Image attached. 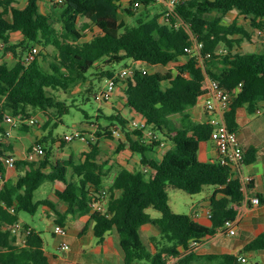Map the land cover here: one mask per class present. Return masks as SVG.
<instances>
[{
	"label": "trees",
	"instance_id": "trees-1",
	"mask_svg": "<svg viewBox=\"0 0 264 264\" xmlns=\"http://www.w3.org/2000/svg\"><path fill=\"white\" fill-rule=\"evenodd\" d=\"M15 1L0 0L3 55L12 54V62L0 60V130H4L1 124L8 113L23 120L39 111L47 118L45 125L52 123L53 128L57 127L72 107L57 92H68L93 67L101 70L96 75L113 78L116 84L121 80L125 83L124 104L142 115L146 126H132L119 111L108 117L110 124L97 129L98 137L112 136L115 124L121 126L125 140L119 142L117 151L129 145L132 151L141 154L143 168L122 167L109 185L105 184L106 163L98 158V141L87 137L90 150L82 161L53 160V146L46 144L48 137L54 136L53 128L49 135L39 137L29 152L41 143L44 155L33 160H17V166H25L26 171L16 182L5 181L0 187V264H51L43 232L29 223L20 230L16 226L23 211L35 214L41 205L55 206L49 198L35 200V192L47 180L66 183L63 189H55L59 199L67 203V210L60 213L57 221L64 225L69 214L90 213L94 233L101 241L107 232L117 230L124 264H243L240 254H202L196 250L216 235L227 219H237L240 209L235 205L240 207L244 203V193L241 178L233 167L222 164L218 158L208 161L199 158L200 143L211 139L215 125L209 113L206 120L197 121L187 110L196 105L210 77L233 92L226 113L231 129L238 128L240 108L246 107L251 113L257 111L264 101V51H239L237 46L251 42L255 33L238 19L226 23L223 15L237 10L250 18L252 26L264 30V0H181L168 18L165 7L166 11L150 19L147 15L138 18L135 25L120 16L124 0H51L62 8L60 28L54 24L52 13L39 10L38 0H26L24 6L15 5ZM157 1L160 0H130L125 10L133 15L135 5L148 7ZM93 27L97 32L87 37ZM15 32L22 33V40H12ZM193 34L204 43L203 63L188 50ZM35 44H40L46 52L48 46H53L49 68L38 57L41 54L46 60L44 51L27 60L26 53ZM129 59L142 61L151 70L144 73L143 67L134 64L135 74L121 77L115 69H105L106 65ZM173 61L177 63L175 69L169 68ZM128 66H131L129 62ZM175 114L182 116L180 125L172 121ZM30 126L21 122V128L26 131ZM147 130L154 132L151 137L146 136ZM166 140L174 146L162 158L148 155ZM66 142L64 138L62 146ZM6 148L14 149L13 145ZM5 150L0 149V172L4 179ZM256 158L257 149L251 147L244 164ZM169 185L191 194L201 192L206 185H214L210 197L212 225L199 222L192 214L173 210L167 192ZM103 192H106L107 208L95 210L93 202ZM151 207L161 215L152 216L148 211ZM149 222L159 229V234L151 235L150 244L141 233V227ZM29 228L31 231L27 233ZM261 249H264V231L245 247L247 251Z\"/></svg>",
	"mask_w": 264,
	"mask_h": 264
},
{
	"label": "crops",
	"instance_id": "crops-1",
	"mask_svg": "<svg viewBox=\"0 0 264 264\" xmlns=\"http://www.w3.org/2000/svg\"><path fill=\"white\" fill-rule=\"evenodd\" d=\"M46 2H48L49 4H54L51 0H46ZM163 3L164 2H162V4ZM14 4L18 6H24L26 4V0H17L14 2ZM42 7H43V2H42ZM44 11H45L44 13L47 12L46 10ZM1 43L2 40H0V44ZM134 64L137 65L138 67L147 68L149 71L151 70V68L145 66V64L142 61H137V62L133 61V64H131V66L135 67ZM117 87L121 91L123 90V93L120 94H121V98L123 99V102H125L126 101L124 95L125 83L122 82V84L118 85ZM109 100L113 101L117 99L111 97ZM119 111L120 110H118V112ZM187 112L190 113L191 117L197 121L206 120L209 114L212 116V114L209 112V110L206 107H204L203 104H196L195 106L189 108ZM177 118H178L177 121L179 122L178 125H180L182 122V116L178 115ZM132 119H140V118L132 117ZM238 122L239 125L236 130L238 131L239 138L245 149V155L246 152L251 147H255L257 149L256 160L251 163H245L243 165V172L245 173V175L252 176L253 181L251 182V186H250V194L252 196L258 195L260 197V203L254 204L250 201L249 203L244 202L240 207L238 205H235L236 208L238 207L240 209V214L236 219L237 232L234 235H231L226 232L219 231L216 235L210 237L205 243L199 245L196 248V250L202 254L233 253V254L246 255L249 261L248 251L245 250V247L253 238H255L264 231V101L260 102L257 111L252 113L248 112L246 107L240 108L238 112ZM110 123L111 121L106 125ZM96 124L102 126V124L100 123H96ZM116 125L117 124H115V126ZM4 128H5L4 131L9 136L8 139L6 138L5 141L3 140L2 143L3 144L2 149H6L5 154H14L17 157V160L25 159L29 153L30 146L35 142L34 140L32 141V138H34V136L31 137L28 133L24 135H19V134L15 135L13 126H11L8 123H4ZM81 129L86 130L87 128L86 129L81 128ZM147 131H146V136L148 135ZM45 132L46 131L43 132L38 129L36 135H42V134L46 135ZM150 133H154V132L150 131ZM56 138H61V140ZM90 139H93L95 142L98 141L97 143L100 146L99 149L100 154L98 156L99 161L106 163V176H105V180L107 181L106 185L112 183V180L116 175L117 171L122 167H127L132 170L139 169L138 165L139 163L141 164V158L138 159V157L135 156V152L132 151V149L129 146H126L124 149H122L119 152L117 151L119 142L121 140L122 141L125 140L124 133L122 136L102 135L99 137L98 136L91 137ZM62 140H64L63 137H55L50 135L46 141L47 145H50L49 142H52L51 145L53 146V149L54 147H58V145L61 144V147L58 149L61 150L60 154L54 153L53 151V157H52L53 160L57 158L60 159L73 158L76 161H82L85 159V152L90 150L89 142L87 139H77V141L76 140L75 142L71 141V143L66 142L65 145L63 146H62ZM68 143L72 144V146L69 147ZM166 143L167 142H163L162 145L158 146L155 150L153 151L150 150L148 152V155L150 157L155 156L159 158L158 156L159 148L167 146L169 149L172 147V145H168V143L167 144ZM6 145L8 146L13 145L14 149L7 150ZM106 145H108L109 147L107 148ZM198 154H199V158L203 161H208L214 158H218L219 152L216 141L213 139L202 141L200 143ZM25 171H26V167L23 165L20 167L18 166L17 168L6 167L5 181H8L9 183L16 182L19 175L23 174ZM71 174H72V168L70 167L69 177ZM65 186L66 183L63 181L58 180L53 183V189L51 191L52 193L49 199L54 201L58 209L57 208L55 209L54 207L48 204H44L45 210L51 222L48 227L50 230H52V233L54 235L53 243L50 242L48 244H46V239L43 235L45 239V250L49 256L50 263L51 264H124V252L120 246V235L118 231L111 230L105 234V238L103 241L99 240L94 233V221L92 220L90 213L69 214L66 217L64 224L68 228V235L66 237V240L69 241L71 245V249L66 250L60 247L62 237L54 232V226L56 223H59L57 219L61 217L60 213H64L67 210V203L59 199V197L56 195L55 189L56 188L63 189ZM207 204L208 207L206 209H204L202 212L196 211L193 214V216L195 217L196 220H198L203 224L212 225L213 223L212 219L209 218L208 216V211L211 210L210 200L207 201ZM20 221L22 225L25 223H29L32 228H35L36 230H40L34 224H31L28 221L27 217L21 215ZM85 226H87V228L84 230V232H82ZM141 233L144 234L146 238L148 237L150 239L151 235L159 234V229L157 228V226L149 222L141 227ZM94 240H97L96 244H94ZM253 251H257L258 253H260L264 261V249L251 250L250 252ZM60 252L63 253L60 254Z\"/></svg>",
	"mask_w": 264,
	"mask_h": 264
},
{
	"label": "rangeland",
	"instance_id": "rangeland-1",
	"mask_svg": "<svg viewBox=\"0 0 264 264\" xmlns=\"http://www.w3.org/2000/svg\"><path fill=\"white\" fill-rule=\"evenodd\" d=\"M39 1V10L41 12H45L46 10L49 13H52L54 15V24L57 27H61V23L59 22V17L62 12V8L59 4H49L46 2V0H38ZM58 1L59 0H55ZM43 2V7H42ZM164 4V3H163ZM162 2L157 1L156 3H152L148 7H144L142 4L135 5L133 7V10L136 12L135 14H129L126 12L125 7L130 6V0H124L123 8H121L120 16L121 18L125 19L128 24L135 25L137 23V19L141 18L144 15H147L148 19L152 18L156 13H162L166 11L164 8L166 5H163ZM167 7V6H166ZM219 14V13H216ZM223 19L226 23H231L234 21V19H238L241 24H243L247 29H249L251 32H254V38L252 41H245L242 42L240 46H237V49L239 51H245L247 49H256L258 51H264V30L261 28H256L252 26L250 18H247L245 14L240 13L239 11L235 10L232 11L226 15H223ZM93 30L88 31L87 37H91L94 33H96L98 30L97 28H92ZM13 41L17 42L19 40H22L23 35L21 33H14L13 34ZM1 40V39H0ZM31 46L34 44L33 42L30 43ZM34 46V45H33ZM35 46H38L40 51H44L46 53V60H43V56L40 54L38 57L40 60H42L43 65L46 68L50 67V63L52 62V56L50 55L53 53V46H48V51L50 53L48 54L43 47L40 44H35ZM223 49H225L222 46ZM2 49V50H1ZM0 49V60H6L8 62H12V54H8L6 57H4L3 52L4 49ZM221 49V50H223ZM27 56V53H26ZM131 65L133 64V60H123L121 62L112 63L111 65H106L105 69L111 68L115 69L118 72H120L122 69L126 67V63ZM177 65L176 62H171L169 64V68L175 69V66ZM150 68V67H149ZM101 70L97 69L96 67L91 68L87 74L86 78L84 80H81L80 82L72 85L68 92H65L64 90H59L57 93L61 99L67 100L69 104H72L71 111L67 114H64L62 119L63 121L58 123L57 127H52L53 124L51 123L49 126L45 125V122L47 120L46 116L42 111H39L37 114L34 115L35 118H38L39 121L35 125H31L30 131H26L23 128H21V120L19 123L15 126H13V130L15 132V135H24L29 134L32 138V141L34 140L38 141L39 137H44L45 135H36L38 132V129L40 131H46L45 134L49 135V131L51 128L54 130V136L55 137H65L66 134H70L74 132L75 130H81L84 131V135L86 137H97V129L100 128V125L96 123L102 124V126L106 125L110 122V119L108 117L111 114H117L118 110L127 117L130 121H132V117L136 118H143L142 115L139 113L133 111L127 106H124L123 99L121 98V94L123 93V90L121 91L117 86L122 84V80L120 78L119 83L117 84V88H115L112 91L111 97L117 100H102L99 97V94L101 91L108 90L109 88V77L108 76H98L96 75L97 72H100ZM121 93V94H120ZM8 115H11L8 113ZM178 115L175 114L172 116L173 123L179 124ZM21 119V117H18ZM56 121V119L53 121V123ZM4 123H6L5 119L1 124V127L4 128ZM86 129V130H82ZM5 130V128H4ZM4 130H0V149L3 148V140L8 139V135ZM148 132V137H151L150 131ZM22 133V134H21ZM42 133V132H41ZM60 139L61 138H56ZM77 141V140H76ZM28 142V141H26ZM25 142V145H26ZM75 142V140L73 141ZM165 142L168 143V145H173L172 141L166 140ZM52 142H49L51 145ZM71 143V142H70ZM68 143V146L71 147L72 144ZM166 143V144H167ZM45 145V143H44ZM107 148L109 147L106 145ZM129 146V145H127ZM61 147V144L58 145V147H54L53 151L54 153L60 154L61 150H58ZM168 150L167 146H164L162 148H159L158 150V156L159 158H162V156L165 154V152ZM135 156L138 157V159L141 158V154L138 152H135ZM18 166H16L17 168ZM138 168H142V165L139 163ZM53 181L47 180L45 181L42 186L35 192V200H41V199H47L51 197V191L53 189ZM105 184H107V181L105 180ZM214 185H206L204 189L196 194H191L183 189L175 188L173 186H167V192L169 194L170 204L173 210L179 213H188V214H194L197 212H202L204 209L208 207L207 201L210 200V197L212 193L215 190ZM55 204V203H54ZM56 208L57 205L55 204ZM54 206V207H55ZM58 209V208H57ZM148 211L152 214L154 217H158L161 215V212L155 208H149ZM22 216L27 217L28 221L31 224H34L38 229H40L43 232V235L46 239V244L53 243L54 241V235L52 233V230L49 229L50 218L47 215V212L45 210V205H41L35 214H30L28 212H22ZM143 232V231H142ZM143 239L146 241V243L150 244L149 238L145 237L144 234H142ZM96 238V237H95ZM98 238V237H97ZM96 238V239H97ZM99 239V238H98ZM97 243V240H94V244ZM71 246V245H70ZM152 248V246H151ZM71 249V248H70ZM202 251V250H201ZM63 252H60L62 254ZM248 257L249 261L245 262L243 264H264L263 258L260 253L257 251L250 252L248 251Z\"/></svg>",
	"mask_w": 264,
	"mask_h": 264
},
{
	"label": "built area",
	"instance_id": "built-area-1",
	"mask_svg": "<svg viewBox=\"0 0 264 264\" xmlns=\"http://www.w3.org/2000/svg\"><path fill=\"white\" fill-rule=\"evenodd\" d=\"M60 1V0H59ZM165 3L168 7L167 18L170 15V12L175 9L176 4H178L181 0H160ZM204 43L199 40L196 35L193 34V42L189 46L188 50L197 55L200 63H203L205 55L202 53ZM4 47V43L0 44V49ZM40 49L38 46H34L32 50L28 52L27 60L31 61L35 59L39 53ZM209 55V54H208ZM207 55V56H208ZM144 73H147L149 70L147 68H142ZM136 67L128 66L120 71L121 77H129L135 74ZM116 88L115 79H109V88L108 90L101 91L99 97L102 100H109L111 98L112 91ZM204 92L197 98L196 104H203L209 112L212 114L213 123L215 125V129L212 133L211 139L215 140L218 146L219 156L218 159L222 164L230 165L233 167L234 172L237 173L241 178V189L244 193V202L249 203L250 201L254 204L260 203V197L258 195L252 196L250 194V186L253 181L252 176L245 175L243 172V165L245 161V149L241 143L239 138V134L237 130H233L228 126L226 113L231 107V103L233 100V92L228 91L225 87H223L219 80L212 79L208 77L203 85ZM25 122L29 125H35L39 119L32 117L27 119H19L16 116L6 115L5 121L11 126H15L19 123V121ZM132 126L144 127L146 126L145 119H133L130 123ZM114 135L122 136L123 130L122 127L116 125L113 128ZM153 133H151L152 135ZM65 140L68 142L77 140V139H87L86 135L81 132V130H75L70 134L65 135ZM45 153V148L41 143H37L34 145V149L28 153L26 156L27 159H36L42 157ZM5 165L8 168H15L17 166V157L14 154H7L4 157ZM5 179L3 178L0 172V187L4 184ZM106 192L98 194L96 199L93 202V208L96 210H106ZM11 210H14V206L11 207ZM209 218H212L211 210L208 211ZM17 229L20 230L22 227L21 222L17 223ZM222 232H226L228 234L234 235L237 232V223L236 220L227 219L224 225L219 229ZM31 231V228L27 230V233ZM54 232L62 237V241L60 243V247L66 250L71 248L70 243L66 240L68 235V228L61 224L56 223L54 226ZM25 235V234H24ZM25 237V236H24ZM242 262H248V258L246 255H241Z\"/></svg>",
	"mask_w": 264,
	"mask_h": 264
}]
</instances>
